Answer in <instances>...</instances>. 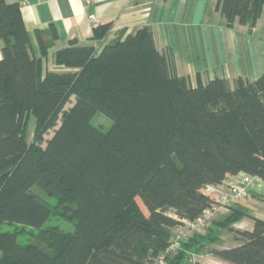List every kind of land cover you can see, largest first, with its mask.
Listing matches in <instances>:
<instances>
[{
    "label": "trees",
    "instance_id": "obj_1",
    "mask_svg": "<svg viewBox=\"0 0 264 264\" xmlns=\"http://www.w3.org/2000/svg\"><path fill=\"white\" fill-rule=\"evenodd\" d=\"M216 1L228 25L249 30L264 8V0ZM112 24H94L92 39ZM33 34L20 3L0 0V264H151L162 253L180 264L200 252L264 264V219L240 230L237 211L166 252L182 219L218 200L222 181L240 173L264 181V72L235 89L219 77L191 86L143 27L99 51L72 38L55 55L67 70L42 74ZM97 113L111 121L107 130L93 124ZM35 186L57 199L71 230L44 226L52 210ZM218 228L241 242L211 248Z\"/></svg>",
    "mask_w": 264,
    "mask_h": 264
},
{
    "label": "crops",
    "instance_id": "obj_2",
    "mask_svg": "<svg viewBox=\"0 0 264 264\" xmlns=\"http://www.w3.org/2000/svg\"><path fill=\"white\" fill-rule=\"evenodd\" d=\"M4 1L19 2L26 28L32 34L39 31L46 54L41 53L34 34L32 46L40 60L42 74L67 70L55 62V55L72 38L80 46H92L99 51L104 44L123 39L143 27L151 32L156 49L165 55L173 73L185 78L191 86L219 77L235 89L238 80L252 83L264 72V8L254 28L249 30L247 25L237 21L228 25L216 0ZM106 19H113L106 37L102 41L92 39L94 24ZM243 175L240 173L222 183L239 185ZM249 194V199L237 201L230 208L228 214L244 213L232 224L234 228L251 230L255 218L264 219V181H254ZM2 229L12 230L13 226L3 225ZM216 234L219 241L211 248L221 249L241 242L240 236L228 229L218 228ZM18 239L27 243L29 237L21 235ZM203 258L202 254H197L193 261L209 264ZM212 260L227 262L215 256Z\"/></svg>",
    "mask_w": 264,
    "mask_h": 264
},
{
    "label": "built area",
    "instance_id": "obj_3",
    "mask_svg": "<svg viewBox=\"0 0 264 264\" xmlns=\"http://www.w3.org/2000/svg\"><path fill=\"white\" fill-rule=\"evenodd\" d=\"M96 24V23H95ZM248 175H244L239 185L221 184L217 185L215 191L219 194L218 200L205 208L193 220L182 219L183 225L177 228V238L170 243L166 252L173 255L180 249L181 241L188 239L192 234H204L210 228L215 219L229 213L234 202L247 200L250 197L249 189L254 181H258ZM213 188V187H212ZM151 264H166L165 254L158 255Z\"/></svg>",
    "mask_w": 264,
    "mask_h": 264
},
{
    "label": "rangeland",
    "instance_id": "obj_4",
    "mask_svg": "<svg viewBox=\"0 0 264 264\" xmlns=\"http://www.w3.org/2000/svg\"><path fill=\"white\" fill-rule=\"evenodd\" d=\"M93 124L100 127L101 129H103L105 131L110 127L111 121L107 117H105L104 115L97 113L93 118ZM27 132H28L27 140H28V142H30L31 137H32V132H33V121H32L31 117L29 119ZM34 192L37 193L42 199H44L50 205L51 210H52L51 214H50L48 220L46 221V223L44 224V226H46L47 228L52 227V226H57L58 228H60L64 231L71 230L74 227V222H70V221L65 220L59 214L60 205H58V201L56 198L49 197L43 189L36 187V186L34 187ZM167 213L174 216L172 209H167ZM204 234H206V233H204ZM29 238H30L29 241L31 243H37V244L40 243V239L38 237L30 236ZM214 244H212L210 247H212ZM207 253L206 252H200L197 254H202L204 256L203 259L205 260V262H208L209 264H231L228 262H224V263L212 262L213 261L212 258L215 255H210ZM177 254H178V252H177ZM177 254L175 255V257L177 256ZM197 254L192 253L190 258H187L184 263H180V264H192L193 256L197 255ZM215 257L218 258L219 260H222L217 256H215ZM222 261H225V260H222Z\"/></svg>",
    "mask_w": 264,
    "mask_h": 264
}]
</instances>
